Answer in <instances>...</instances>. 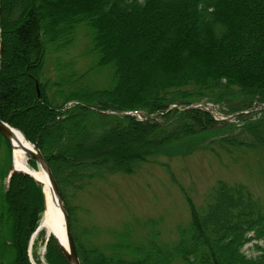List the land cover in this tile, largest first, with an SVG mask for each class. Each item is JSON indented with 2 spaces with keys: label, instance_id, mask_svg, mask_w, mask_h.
<instances>
[{
  "label": "trees",
  "instance_id": "obj_1",
  "mask_svg": "<svg viewBox=\"0 0 264 264\" xmlns=\"http://www.w3.org/2000/svg\"><path fill=\"white\" fill-rule=\"evenodd\" d=\"M79 25L96 65L111 70L108 87L73 86L59 62L48 75V59L73 44ZM0 42V119L48 162L82 264H264V205L245 183L219 179L201 205L186 196L190 220L172 245L158 232L136 242L127 226L103 249L75 203L95 180L160 156L264 152V0H0ZM205 103L236 121L195 107ZM12 149L0 132V264H32L45 194L25 173L10 177ZM46 259L69 264L53 236Z\"/></svg>",
  "mask_w": 264,
  "mask_h": 264
},
{
  "label": "rangeland",
  "instance_id": "obj_2",
  "mask_svg": "<svg viewBox=\"0 0 264 264\" xmlns=\"http://www.w3.org/2000/svg\"><path fill=\"white\" fill-rule=\"evenodd\" d=\"M58 62L66 76L75 75L73 86L80 82L95 88L111 84V70L96 65L97 57L91 50V33L84 25L77 27L71 46L48 59L47 72L53 78L57 74ZM203 105L210 108L219 120L231 115L224 113L218 104ZM227 120L236 121L235 117ZM132 147L137 149L139 145L133 144ZM236 152L233 155L217 147L213 153L199 148L189 155L160 156L156 162L145 163L132 174L115 173L95 180L75 200L81 225L96 228L92 240L103 249L127 226L132 229V238L136 242L152 238L151 234L158 232V242L172 245L178 239V228L190 220L191 209L186 196L201 205L208 190L219 179L247 184L264 205V152ZM49 237L41 231L33 239L32 246L29 245L28 256L32 264H48ZM245 251L249 256L258 254L251 244L245 246Z\"/></svg>",
  "mask_w": 264,
  "mask_h": 264
},
{
  "label": "bare ground",
  "instance_id": "obj_3",
  "mask_svg": "<svg viewBox=\"0 0 264 264\" xmlns=\"http://www.w3.org/2000/svg\"><path fill=\"white\" fill-rule=\"evenodd\" d=\"M11 143L13 148V167L20 171L30 172L39 181L43 182L46 205L39 222L41 225L40 232L45 231L48 236L50 235L54 238V235H56L61 244L68 248L65 216L59 199L53 192L48 175L42 168H34L29 164L28 151L34 149L33 145L18 130H13Z\"/></svg>",
  "mask_w": 264,
  "mask_h": 264
},
{
  "label": "water",
  "instance_id": "obj_4",
  "mask_svg": "<svg viewBox=\"0 0 264 264\" xmlns=\"http://www.w3.org/2000/svg\"><path fill=\"white\" fill-rule=\"evenodd\" d=\"M1 48H2V43L0 42V49ZM195 107H197V106H195ZM262 108H263V106H260V107L254 108L253 110L259 111ZM106 113L118 114V113H115L113 111H107ZM129 114L139 116V114L138 113H135V112H129ZM237 114L238 113L233 114L229 118H234ZM141 119H143V118H141ZM13 130H18L19 132H21L19 129H17V128L13 127L12 125H10L8 122H5V121H3V120L0 119V132L8 140V142L11 144V146H12L11 137L13 136ZM23 136L25 137L24 134H23ZM28 142H30L33 145V147H34V149L28 151L29 157L32 158V159H34L36 161L38 167L39 168H42V170H44L47 173L48 178H49V181L51 182V185L53 187V192L56 194V196L58 197L59 202L61 204V208L63 210L64 216H65V221H66L67 245H68V248H65L61 244V242L59 241V239H58V237L56 235H54V236L57 239V241L59 242V244H60V246H61V248L63 250V253H64L67 261L69 262V264H82L81 263V260L79 258L77 249H76V244H75V241H74L73 232H72V228H71L70 221H69V215H68L67 211L64 208L63 201H62V198H61V194H60V190H59V186L57 184V181H56V179H55V177H54V175L52 173V170H51L48 162L46 161V159L43 156V154L40 151V149L34 143H32L31 141L28 140ZM14 172H22V173H25V174L33 177L36 181H38V182H40V183L43 184V182L39 181L30 172L20 171L18 169H15L14 167H13V170L11 171V173H10V177H11V175ZM40 229H41V225L39 223V226H38L37 230L35 231V233L33 234L32 238H31L30 246H32V243H33L32 241L36 237V235L40 232Z\"/></svg>",
  "mask_w": 264,
  "mask_h": 264
}]
</instances>
